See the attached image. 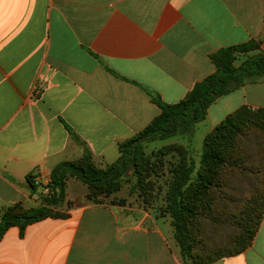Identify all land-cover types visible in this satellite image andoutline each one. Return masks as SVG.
<instances>
[{
    "label": "crops",
    "instance_id": "crops-1",
    "mask_svg": "<svg viewBox=\"0 0 264 264\" xmlns=\"http://www.w3.org/2000/svg\"><path fill=\"white\" fill-rule=\"evenodd\" d=\"M253 40L264 53V0H0V211L32 201L29 175L86 150L115 163L161 113L147 91L176 104L216 73L211 55ZM244 106L264 109V78L214 102L210 130ZM70 206L9 228L0 264H184L165 220ZM212 264H264V218L251 246Z\"/></svg>",
    "mask_w": 264,
    "mask_h": 264
},
{
    "label": "trees",
    "instance_id": "trees-1",
    "mask_svg": "<svg viewBox=\"0 0 264 264\" xmlns=\"http://www.w3.org/2000/svg\"><path fill=\"white\" fill-rule=\"evenodd\" d=\"M210 58L216 73L196 84L182 101L167 104L146 90L161 113L147 128L120 144L115 163L101 169L86 150L81 160L63 163L53 171L50 193L41 207L28 210L18 203L0 211V240L11 227H19L23 234L33 223L67 217L55 214L53 207L64 201L68 177L88 185L92 190L88 199L94 202H100L99 196L108 198L119 192L129 167L142 174L145 144L192 135L219 98L264 78V53L258 41L221 49ZM170 174L165 211L171 215L184 264H212L244 252L264 218V109L244 106L228 116L206 135L198 168L192 160L183 159ZM36 178L28 176L33 193L38 190ZM142 184L137 186L146 193Z\"/></svg>",
    "mask_w": 264,
    "mask_h": 264
},
{
    "label": "rangeland",
    "instance_id": "rangeland-1",
    "mask_svg": "<svg viewBox=\"0 0 264 264\" xmlns=\"http://www.w3.org/2000/svg\"><path fill=\"white\" fill-rule=\"evenodd\" d=\"M210 131L209 123L204 120L195 125L193 134L190 136L187 134H180L169 139L157 140L145 144L144 153L147 158L146 162L143 164L145 168L142 170V174H136L134 169L129 167L127 174L122 178L120 191L112 194L108 198L99 196L97 198L101 199L100 202L95 201V203L120 206L129 211L131 209V212L132 210H136L137 212L146 211L150 213L156 221L160 222L161 219H163L162 221L165 220L174 238L172 218L171 215L166 212L168 181L171 178L170 171L175 164L183 159L187 162L192 160L195 163V167L198 168L203 153L204 139ZM119 156L120 155H117L116 158ZM108 165L101 164L97 166L101 169H105ZM50 181L51 177L45 180H36L38 183V190L34 193L32 201L25 204V209H36L44 204V199L50 193L48 188ZM139 182L143 183L142 186L146 193H143V190L137 186ZM65 183V199L58 207H53V209H55V214L65 215L72 203L76 205L84 198L91 201L88 198L92 190L88 185L74 177H68ZM233 184L240 187V183L235 182ZM70 199L73 201L72 203L69 202ZM91 202L93 203L94 201ZM216 237H212V239Z\"/></svg>",
    "mask_w": 264,
    "mask_h": 264
}]
</instances>
